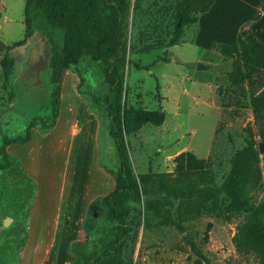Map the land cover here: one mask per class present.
Listing matches in <instances>:
<instances>
[{
  "label": "rangeland",
  "instance_id": "obj_1",
  "mask_svg": "<svg viewBox=\"0 0 264 264\" xmlns=\"http://www.w3.org/2000/svg\"><path fill=\"white\" fill-rule=\"evenodd\" d=\"M175 1L140 0L139 20L130 9L125 105L162 111L165 120L159 127L146 125L126 137L129 158L135 175L171 173L174 158L192 152L199 159H209L220 184L230 158L245 145V128L253 124L248 101L242 108L220 106L217 88L227 85L230 61L215 53L213 44L196 46L197 25L185 29L175 46L139 54L131 50L154 41L146 35L151 23L162 17L160 7ZM24 3L0 0V60L8 47L24 39ZM165 51L167 62L142 69ZM11 55L14 66L7 81L0 68V145L5 137L23 136L33 119L51 117L56 90L60 110L52 130L33 129L27 144L10 148L11 167L0 171V264H80L82 256L103 250L115 226L106 219L104 207L88 210L93 200L113 189L119 168L109 135L104 102L109 88L103 66L84 57L64 72L58 86L50 81L49 48L40 34L13 48ZM255 138L258 150L264 148V142ZM260 168L264 181L263 161ZM254 199L264 201V185ZM127 207L131 209L127 221L134 223L136 236L125 250L126 264H194L197 257L190 242L209 264H257L252 256L235 250L233 238L240 218L227 222L205 213L185 222L180 231L147 226L135 203Z\"/></svg>",
  "mask_w": 264,
  "mask_h": 264
},
{
  "label": "trees",
  "instance_id": "obj_2",
  "mask_svg": "<svg viewBox=\"0 0 264 264\" xmlns=\"http://www.w3.org/2000/svg\"><path fill=\"white\" fill-rule=\"evenodd\" d=\"M212 4L213 0H176L169 7H160L162 17L151 23L146 33L154 41L141 43V47H131V50L137 54L149 53L177 45L185 29L196 25L199 16ZM130 9L133 18L139 20L143 14L140 0L132 5L130 0H25L24 39L8 47L0 60L3 78L7 81L14 66L11 50L40 34L49 48L52 84L60 86L64 72L84 57L103 66L104 82L109 88L104 101L109 135L114 142L119 168L113 189L101 199L93 200L88 210L99 211L104 207L106 219L115 226L103 250L99 254L82 256L80 264H126L125 250L136 236L132 233L134 223L127 221L131 213L127 207L129 202L138 206L135 211L143 216L145 225L172 226L180 231L185 222L205 213L227 222L240 218L242 221L233 238L236 252L252 256L257 264H264V201L254 199L264 185L260 168L264 153L261 156L255 138L257 135L264 142V44L255 38L244 41L237 36L230 44L214 43L212 46L223 60L230 61L227 85L217 88L221 108H242L248 101L253 118V124L245 128V145L230 158L222 182L216 183L209 159H199L192 152L177 155L171 173L135 175L126 137L146 125L161 126L165 113L134 110L125 105L124 72L130 48L127 22ZM165 55L166 51L142 69L149 70L157 62H167ZM134 66L138 68L137 64ZM52 99L54 113L51 117L33 119L23 136L2 139L0 171L11 167L10 146L27 144L33 129L47 132L55 127L60 110L59 90L52 93ZM206 238L207 232L205 241ZM190 246L197 257L194 264H209L195 244L190 242Z\"/></svg>",
  "mask_w": 264,
  "mask_h": 264
},
{
  "label": "crops",
  "instance_id": "obj_3",
  "mask_svg": "<svg viewBox=\"0 0 264 264\" xmlns=\"http://www.w3.org/2000/svg\"><path fill=\"white\" fill-rule=\"evenodd\" d=\"M196 25V46L200 48L214 42L230 44L237 36L244 41L255 38L264 44V4L262 0H213Z\"/></svg>",
  "mask_w": 264,
  "mask_h": 264
},
{
  "label": "water",
  "instance_id": "obj_4",
  "mask_svg": "<svg viewBox=\"0 0 264 264\" xmlns=\"http://www.w3.org/2000/svg\"><path fill=\"white\" fill-rule=\"evenodd\" d=\"M29 40H30V39H28V40L26 41V43H25L23 46L27 45V44L29 43ZM201 68H202V67L198 66V69H201ZM259 151L263 152V151H264V148H263L262 146H260V147H259ZM8 220H9V219L6 220V223L8 222Z\"/></svg>",
  "mask_w": 264,
  "mask_h": 264
},
{
  "label": "bare ground",
  "instance_id": "obj_5",
  "mask_svg": "<svg viewBox=\"0 0 264 264\" xmlns=\"http://www.w3.org/2000/svg\"><path fill=\"white\" fill-rule=\"evenodd\" d=\"M9 221V220H8Z\"/></svg>",
  "mask_w": 264,
  "mask_h": 264
}]
</instances>
